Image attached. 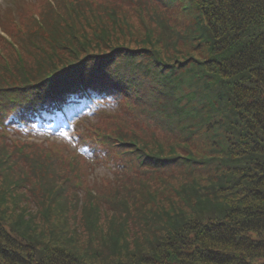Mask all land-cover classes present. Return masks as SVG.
<instances>
[{"label": "trees", "instance_id": "16d2710c", "mask_svg": "<svg viewBox=\"0 0 264 264\" xmlns=\"http://www.w3.org/2000/svg\"><path fill=\"white\" fill-rule=\"evenodd\" d=\"M158 1L193 21L157 12L140 33L112 10L90 23L74 1L43 14L20 41L31 60L0 62V117L111 98L171 139L101 142L177 176L96 191L0 143V198L16 213L0 211V264H264V0Z\"/></svg>", "mask_w": 264, "mask_h": 264}, {"label": "rangeland", "instance_id": "374dc122", "mask_svg": "<svg viewBox=\"0 0 264 264\" xmlns=\"http://www.w3.org/2000/svg\"><path fill=\"white\" fill-rule=\"evenodd\" d=\"M70 1H74L80 11L91 17L90 23L97 16L106 18L112 10L114 15L124 16L133 30L140 33L144 29L141 19L149 23L157 12H161L163 17L169 16L179 28L193 21L189 11L179 8L180 1L163 6L158 0H0V62L6 61L5 66L11 69L18 56L30 61V55L19 51L20 41L28 31L36 28L43 14L54 12L55 19L57 12L64 9V3ZM86 29L89 30L88 27ZM186 47L192 54H200L191 44L187 43ZM74 114L67 120L58 119L55 125L34 124V129H28L29 132H22L24 127L21 126H15L11 130L0 128V143L11 152L12 159L25 167L28 166L29 158L36 157L43 162L52 163L53 168L61 174V180L63 176H67L80 187H90L96 191H104L115 185L122 186L123 183L133 184V178H137V175L144 176L155 187L163 177L177 176V169L172 167L154 170L146 164L143 167L125 165L123 161L128 156L118 158L110 152L111 148L99 142L105 134L115 137L122 133H134L146 141L155 138L170 142V134L150 119L147 122L144 116L132 115L126 110V106L113 103L111 99L96 110L93 106L91 110ZM91 146L94 151L83 150ZM77 149H81L80 154ZM1 181L0 178V183ZM134 195L137 199L142 196L138 190L134 191ZM30 210L35 213L36 207L31 206ZM0 211L5 214L7 221L16 215L10 209L9 200L3 202L1 198ZM34 217L39 220V214L36 213Z\"/></svg>", "mask_w": 264, "mask_h": 264}]
</instances>
